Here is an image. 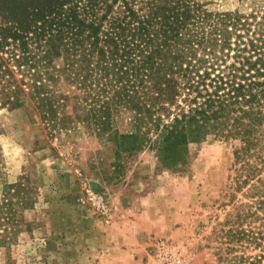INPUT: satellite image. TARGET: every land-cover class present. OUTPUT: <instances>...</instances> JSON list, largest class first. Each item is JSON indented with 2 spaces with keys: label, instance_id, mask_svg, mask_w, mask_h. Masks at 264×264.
<instances>
[{
  "label": "trees",
  "instance_id": "trees-1",
  "mask_svg": "<svg viewBox=\"0 0 264 264\" xmlns=\"http://www.w3.org/2000/svg\"><path fill=\"white\" fill-rule=\"evenodd\" d=\"M25 101L50 130L80 124L112 143L115 167L147 147L162 167L179 171L189 145L229 142L225 253L240 252L233 264L264 260V7L0 0V107ZM2 195L6 247L30 199L22 183L6 182Z\"/></svg>",
  "mask_w": 264,
  "mask_h": 264
},
{
  "label": "rangeland",
  "instance_id": "rangeland-1",
  "mask_svg": "<svg viewBox=\"0 0 264 264\" xmlns=\"http://www.w3.org/2000/svg\"><path fill=\"white\" fill-rule=\"evenodd\" d=\"M196 1L216 11L264 7ZM114 148L80 124L50 130L29 101L0 107V202L6 182L22 183L30 199L0 264H233L240 252L226 254L219 231L231 209L229 142L189 145L179 171L147 147L115 167Z\"/></svg>",
  "mask_w": 264,
  "mask_h": 264
}]
</instances>
